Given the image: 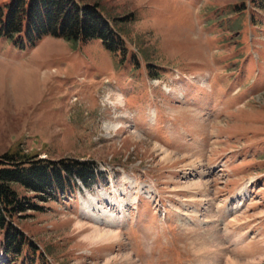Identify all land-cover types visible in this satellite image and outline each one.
Listing matches in <instances>:
<instances>
[{"label":"rangeland","instance_id":"374dc122","mask_svg":"<svg viewBox=\"0 0 264 264\" xmlns=\"http://www.w3.org/2000/svg\"><path fill=\"white\" fill-rule=\"evenodd\" d=\"M77 1L126 54L0 38V156L91 161L98 181L47 202L21 188L30 244L0 237V264H264V0Z\"/></svg>","mask_w":264,"mask_h":264},{"label":"trees","instance_id":"16d2710c","mask_svg":"<svg viewBox=\"0 0 264 264\" xmlns=\"http://www.w3.org/2000/svg\"><path fill=\"white\" fill-rule=\"evenodd\" d=\"M47 37L73 43L97 39L111 53L124 57L127 51L121 33L98 4H81L77 0H11L5 7L0 6V38L25 48ZM98 177L91 161H52L18 152L0 156V237L4 253L19 256L30 244L16 219L38 207L20 193L21 188L47 202L59 193H74L77 182L90 189Z\"/></svg>","mask_w":264,"mask_h":264},{"label":"bare ground","instance_id":"6f19581e","mask_svg":"<svg viewBox=\"0 0 264 264\" xmlns=\"http://www.w3.org/2000/svg\"><path fill=\"white\" fill-rule=\"evenodd\" d=\"M115 130H118L120 128V125H116L113 127ZM134 142L137 143V144H141V139H138L136 137H134ZM148 149V148H146ZM149 150V149H148ZM151 151H154L155 150V147L150 149ZM243 192H246V188L245 190H243L241 192V194ZM95 230V228H94ZM101 231V230H100ZM94 234V233H93ZM90 235V234H89ZM119 237V234L118 233H114V232H102V233H99L98 230L95 231V234L93 235V238L94 240L97 242V243H104L105 241H109V240H115ZM92 238V237H91ZM236 264V263H235Z\"/></svg>","mask_w":264,"mask_h":264}]
</instances>
